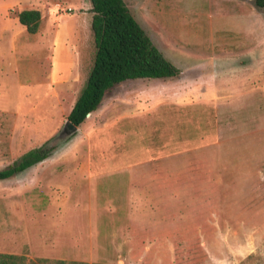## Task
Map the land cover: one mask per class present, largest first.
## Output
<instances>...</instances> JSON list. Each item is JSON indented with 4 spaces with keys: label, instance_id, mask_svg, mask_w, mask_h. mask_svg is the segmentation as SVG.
Wrapping results in <instances>:
<instances>
[{
    "label": "rangeland",
    "instance_id": "rangeland-1",
    "mask_svg": "<svg viewBox=\"0 0 264 264\" xmlns=\"http://www.w3.org/2000/svg\"><path fill=\"white\" fill-rule=\"evenodd\" d=\"M181 74L108 91L53 144L95 59L90 0H0V252L89 264H264V8L125 0ZM39 10L31 35L18 14Z\"/></svg>",
    "mask_w": 264,
    "mask_h": 264
},
{
    "label": "trees",
    "instance_id": "trees-1",
    "mask_svg": "<svg viewBox=\"0 0 264 264\" xmlns=\"http://www.w3.org/2000/svg\"><path fill=\"white\" fill-rule=\"evenodd\" d=\"M90 1L96 53L88 80L68 116V121L77 127L99 109L108 91L115 86L129 80L172 79L181 74V70L155 46L125 0ZM255 3L264 8V0H255ZM18 19L27 32L34 35L41 26L42 13L36 9L24 10L18 14ZM49 143L26 152L18 161L0 170V181L10 180L47 160L55 149ZM0 264L89 263L48 259L29 263L25 256L0 253Z\"/></svg>",
    "mask_w": 264,
    "mask_h": 264
},
{
    "label": "water",
    "instance_id": "water-1",
    "mask_svg": "<svg viewBox=\"0 0 264 264\" xmlns=\"http://www.w3.org/2000/svg\"><path fill=\"white\" fill-rule=\"evenodd\" d=\"M90 115H88L89 117ZM79 130V127L73 125L70 121H67L66 124L64 125L62 131L60 134L53 139V144H62L65 141H67L69 138H71L74 134H76ZM50 147H53L54 145L49 143Z\"/></svg>",
    "mask_w": 264,
    "mask_h": 264
},
{
    "label": "crops",
    "instance_id": "crops-1",
    "mask_svg": "<svg viewBox=\"0 0 264 264\" xmlns=\"http://www.w3.org/2000/svg\"><path fill=\"white\" fill-rule=\"evenodd\" d=\"M5 181V180H4ZM1 254H7V253H2V252H0Z\"/></svg>",
    "mask_w": 264,
    "mask_h": 264
}]
</instances>
